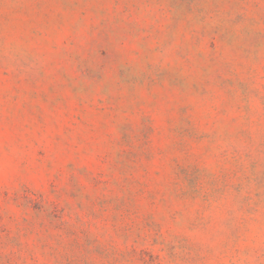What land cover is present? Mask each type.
Wrapping results in <instances>:
<instances>
[{"label":"rangeland","instance_id":"rangeland-1","mask_svg":"<svg viewBox=\"0 0 264 264\" xmlns=\"http://www.w3.org/2000/svg\"><path fill=\"white\" fill-rule=\"evenodd\" d=\"M0 264H264V0H0Z\"/></svg>","mask_w":264,"mask_h":264}]
</instances>
